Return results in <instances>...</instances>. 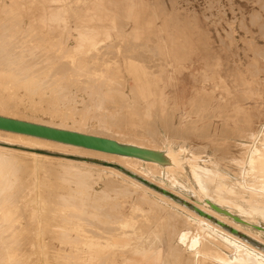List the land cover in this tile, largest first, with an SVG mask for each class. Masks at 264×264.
<instances>
[{"label": "rangeland", "instance_id": "rangeland-1", "mask_svg": "<svg viewBox=\"0 0 264 264\" xmlns=\"http://www.w3.org/2000/svg\"><path fill=\"white\" fill-rule=\"evenodd\" d=\"M63 1L0 0V113L10 111L27 121L81 125L78 128L87 134L146 147L161 146L162 138H169L174 147L185 145L203 159L219 162L228 183L238 179L237 160L247 157L244 145L254 151L249 133L264 128V0ZM62 3L65 25L51 20ZM81 28L110 38L97 50L77 53L72 59L68 52ZM164 52L175 59L170 67L174 78L165 87L162 81L151 85L153 103L147 112L129 70L140 66L122 64L130 66L133 55L144 60ZM202 84L205 91L197 94L195 88ZM161 89L176 98L166 101ZM239 104L244 111L238 110ZM20 142L0 137V153L10 157L0 169V264H190L188 256L181 259L172 253L171 240L180 225L171 217L175 211L158 200L156 206L149 205L153 195L140 193L135 181L157 194H166V188L170 198L203 206V211L231 228L240 225L243 230H237L245 237H239L264 249L258 231L177 192L157 164L154 168L142 162L126 165L66 148ZM263 156L255 161L258 169L253 173L264 179ZM72 169L90 174L85 177ZM242 203L256 213L248 200ZM133 209L145 216L136 214L128 222L133 224L121 226ZM223 229L231 232L229 227ZM98 241L104 246L91 263L85 258Z\"/></svg>", "mask_w": 264, "mask_h": 264}, {"label": "bare ground", "instance_id": "bare-ground-1", "mask_svg": "<svg viewBox=\"0 0 264 264\" xmlns=\"http://www.w3.org/2000/svg\"><path fill=\"white\" fill-rule=\"evenodd\" d=\"M97 49H98V45H90L87 42L86 43L85 42H79L78 44L76 43V44H74V46L70 47L69 50H72V51H69L68 55L71 56L73 59L75 57V55H77V53L78 54H84L89 50L95 51ZM100 51L103 52V50H100ZM4 52H5V54L9 53L7 51H4ZM97 52H99V51H97ZM89 55H91V53ZM93 55L95 56V54H93ZM2 57H4V56H2ZM6 59H8V58H6ZM164 60L166 61V59H164ZM58 62H60V61H58ZM7 64L8 63H6L4 65H7ZM145 66H146V64H145ZM25 67H27V66L25 65ZM23 69H25V68H23ZM157 69H159V68H157ZM37 71H39V70H37ZM64 71H62V72H64ZM93 71H95V70H93ZM117 71L120 72L119 69ZM94 73H96V72H94ZM32 75L33 74H31L30 76H32ZM36 81H38V80H36ZM211 81H213V80H211ZM219 81L224 82L223 79H220ZM54 92H55V90H54ZM5 100H4V103H6ZM1 106H3V105H1ZM237 108L240 111H244L243 110L244 108L240 104H239V106L237 105ZM2 112L3 113H0V137H5V138H7V140H8V138L13 139V140H17V143H18V141H21V142H26V144L27 143H33V144H39V145H50V146H55V147H60V148H66L67 150L68 149L72 150L71 152L75 151V152H80V153H84V154L86 153L89 155L92 154V155H95L96 157H104V159L106 158V160L108 158L114 159V160L119 161L121 164H126V165H129V164L135 165V164H139L142 162V163H146L147 165L154 168L157 164L161 168V170L163 169L162 171L164 173L166 172V174H165V176L167 175L166 178L171 180V182L173 183L172 186L177 192L183 194L187 198L194 199L195 201H197L200 204H203L207 207L214 209L215 211L219 212L220 214L227 216L228 218H230V219L234 220L235 222L243 225L244 227L248 228L249 230L258 231L264 237V201H261V198H263V200H264V179L261 178L259 176V174H257V172H256V174L253 173V170H255L257 168L256 167L257 164L255 161L260 160V157H258V156L264 154V150H262V148H264V128L257 130V131H251L249 133L248 137L254 140V142H253L254 143V151H251L250 149H248L249 148L248 143L245 144L246 146L244 145V147L246 148V151H247V157L246 158H239L237 160L238 164L240 165V172H239V175L237 176L238 179H234V180H232V183L231 182L228 183L227 182L228 180L226 179L227 174L222 172L223 170L220 169V163L219 162L213 160L211 157H209L208 159L207 158L203 159L202 156L199 155V153H196L192 150L189 151L188 146L181 145L179 147H177V146L174 147L173 143H171L169 141L170 140L169 138H164V137L162 138L163 140L160 143V145L162 144L161 146L164 145V147L159 146V144H157L158 146H154V147H146L145 145H142V144L138 145L136 143L130 144V143H126V142H120V141L114 139V137H112V136L107 137V136L100 135V134L99 135L87 134L86 132H83L84 130L82 127L78 128L79 126H81L79 124H78L79 125L78 127H73V126H70V125L68 126L65 124H60V125L56 124L55 125V123H47V122H42V121L39 122L37 120L33 121L34 119L27 121V119L19 118L15 114L10 113V111L8 113H6L7 111H5V114H4V110H2ZM64 120H66V119L64 118ZM170 129H172V127ZM123 133L125 134L126 132H123ZM120 134H122V133H120ZM124 134H122V135L125 136ZM132 135H134V134H132ZM170 135H172V134H170ZM170 137H172V136H170ZM174 138H178V137H174ZM9 141H12V140H9ZM250 143H252V142H250ZM1 148H2V146H1ZM189 152H191V154ZM8 157L5 154L0 153V169H3V164H5L10 158V157L9 158ZM99 160H101V159H99ZM261 160H263L262 163H264V159H261ZM201 162H203V164H201ZM14 164H11V165L14 166ZM69 166L71 167V165H69ZM187 166L189 169H187ZM4 167L6 168V166H4ZM72 171H74L75 174L82 173V174H84L85 177L90 174L88 171H76L73 169H72ZM63 173H65V172H63ZM262 173H263L262 177H264V167H263ZM69 174H71V173H69ZM11 175H13V174H11ZM7 176H8V174H7ZM2 178H4V177H2ZM7 178L10 179L13 177L10 176ZM75 178H76V176H75ZM80 179H81V177H80ZM0 180H2V179L0 178ZM131 181H133V180H131ZM70 182L72 183L73 181H70ZM80 182L81 181H79V183ZM89 182H90V180H89ZM127 182H129V181H127ZM188 183L191 185V189H187ZM10 184H12V183H10ZM134 184L137 185L136 189H138L140 193L142 192L144 194L153 195L154 199H150L148 201L149 205L156 206L155 203H157L159 201V202L165 203L166 207H170L175 211V213L171 214V217L174 219L175 224L178 223L180 225L176 226V228L174 230V236L172 237V240H171L172 241V253L174 255H177L181 259L182 258L186 259V257L188 256L187 258L189 261H187V262L190 264H264V252H263L264 249H263V251H261L262 249L261 250H259L260 248L257 249L258 248L257 246H256L257 248L253 247L251 245L252 240H250L249 238H247V239L245 238L246 241H244V239H242L241 237L244 238L245 235L240 232L243 230V229H241L243 227H241L239 224H238L239 226H236V225H235L236 227L234 226L236 229L231 228L228 224H226V223L214 218L210 214H208L207 213L208 211L205 212L206 209L203 206H199L202 209L201 210L200 208H198L194 204L190 205L191 202H189L185 199H184L185 200L184 202H180L177 199L170 198V197H168V195H166L167 194L166 188H165L166 194H163V193L157 194L154 191H151L149 188L145 187V185H142L141 183H137V181H135ZM127 185H129V184H127ZM14 187H15V185H14ZM130 190H132V189H130ZM104 191H105V189H104ZM247 191L251 193L250 194L251 196L247 197L244 195V194H247ZM94 194H97V193L94 192ZM194 194H198L197 196L199 198L198 199L194 198ZM140 195H142V194H140ZM207 195L211 196L214 200L207 197ZM225 195H229V197H225ZM258 196L260 199L258 198ZM140 197H142V196H140ZM242 200H248L251 203V207L254 209V212H256L257 214L253 213V211H249L250 206L244 205L242 203ZM223 204H228V205H223ZM2 205L4 206V202ZM75 207L77 209V207H79V206L75 205ZM83 209L85 210V208H83ZM102 209H104V208H102ZM145 209H147V208H145ZM203 210H205V211H203ZM80 211H81V209H80ZM138 211H139L138 209H133L130 212H128L127 215L125 216V219L121 220V226L127 227V226L133 224L134 221L130 224L128 222L131 219L134 220L135 218H137V216L139 214L142 217L145 216V214L137 213ZM172 211H170V212H172ZM234 211H237V213L239 215L236 214ZM209 213L213 214L214 216L216 215L215 212H213V211H211V212L209 211ZM136 214H137V216H135ZM79 215H80V213H79ZM223 215H220V216H222V217H220L222 220L226 219V218H224ZM12 216H14V215H12ZM74 216H76V215H73V217ZM83 218H85V217H83ZM83 218H82V220H83ZM119 218H121V217H119ZM177 218H178V220L175 221ZM206 218L209 220H212L213 222L222 226L223 228L229 227V230L232 233L223 231L225 229H223L222 227H221L222 228L221 229L219 227L213 226L209 221H207ZM84 221L86 222L89 220H86V218H85ZM225 222H227V221H225ZM86 223L84 225H86ZM88 224H91V223L89 222ZM76 225H77V223H76ZM3 226H5V225H3ZM87 226H89V225H87ZM192 226H193V228H192ZM77 227H80V226H77ZM86 229H88V228H86ZM121 229H124V228H121ZM152 229L154 230V228H152ZM237 229L240 231H238ZM72 230L74 231L75 229H72ZM87 231H90V230H87ZM103 231H104V229H103ZM135 231H136V229H135ZM138 231H141V230H138ZM2 233H3V231H2ZM7 233H9V232H7ZM78 233H81V232H78ZM95 233H96V235H98L97 232H95ZM95 233H93V234H95ZM108 234H111V233H108ZM127 236H129V235H127ZM239 236H241V237H239ZM104 238H106V237H104ZM85 240H87V239H85ZM143 240H145V238ZM249 242H250V244H249ZM1 243L5 244L3 242H1ZM79 243H81V242H79ZM102 246H104V242L98 241V244H95L94 248L91 250V254H89V255L87 254L88 256H87V258H85V260L89 259V261L91 260V263H93V260L95 259V257L98 256V254L100 253ZM169 250H170V248H169ZM5 253H7V252L5 251ZM106 254H108V253H106ZM76 255L79 256L78 254H76ZM76 255H75V257H77ZM79 258H81V257H79ZM83 259H84V257H83ZM171 259H173V258H171ZM84 263H85V261H84ZM86 263H89V262H86ZM96 263H98V261Z\"/></svg>", "mask_w": 264, "mask_h": 264}, {"label": "crops", "instance_id": "crops-1", "mask_svg": "<svg viewBox=\"0 0 264 264\" xmlns=\"http://www.w3.org/2000/svg\"><path fill=\"white\" fill-rule=\"evenodd\" d=\"M55 1L64 2L63 0H55ZM57 7L58 8L56 9V12H54L51 16V20L58 23V24H61V25L64 24L65 25L66 20L63 16V11L65 10V3H62V4L58 5ZM131 8H133V5L130 6V11L133 10ZM109 38H110V36H105V37L96 36V34L92 33L91 30L81 28L78 30V36H76L75 44L76 43L78 44L79 42H85V43L87 42L90 45H99L100 42H102L106 39H109ZM127 57H131L130 54L127 55ZM145 58H144V60L143 59L139 60L138 56L133 55L132 59H130L131 61H133L132 64H130V66L128 65L129 63L128 64L123 63L122 65H123V67L125 65L129 68L132 66H140L139 68L135 67V68H130L129 70L132 71L133 79L136 83V85H134L133 88H135V87H136V89L139 88L138 91L140 92L139 93L141 95L140 97H142V99H143L142 101L144 103L143 107H145V110L147 112H150L149 109L153 103V101L150 98L154 94L150 90V87L153 83H156V82L160 83L161 81H162L161 85L163 87H165V86H167V84H169V81L174 78L173 72H171L172 69H169V68L174 66V65H172V63L174 64L175 59L171 54L165 53V52L164 53H158V54L154 53L153 56H146ZM164 59H166L167 62ZM145 64H146V66H145ZM157 68H159V69H157ZM208 88H212V85L208 84ZM162 89H161L160 93H161V96L165 100L172 98V97L176 98V96H174V94H172L171 91H164V90L162 91ZM195 90H196L195 92L197 94L198 93L199 94L204 93V91H205L204 85L202 84L200 86V88H195ZM212 91L214 93L213 97L216 98L217 97V91L215 90V88H213ZM142 101L139 105H142ZM180 119H182V116Z\"/></svg>", "mask_w": 264, "mask_h": 264}]
</instances>
